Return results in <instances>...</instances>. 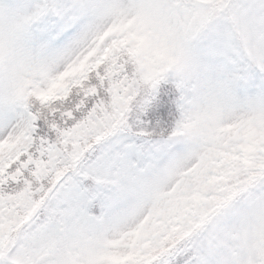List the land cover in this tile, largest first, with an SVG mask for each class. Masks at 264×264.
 I'll use <instances>...</instances> for the list:
<instances>
[{"label":"snow or ice","instance_id":"6c2138e0","mask_svg":"<svg viewBox=\"0 0 264 264\" xmlns=\"http://www.w3.org/2000/svg\"><path fill=\"white\" fill-rule=\"evenodd\" d=\"M0 264H264V0H0Z\"/></svg>","mask_w":264,"mask_h":264}]
</instances>
